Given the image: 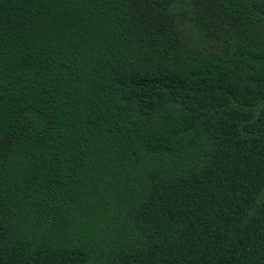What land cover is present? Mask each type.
Wrapping results in <instances>:
<instances>
[{
  "label": "trees",
  "instance_id": "16d2710c",
  "mask_svg": "<svg viewBox=\"0 0 264 264\" xmlns=\"http://www.w3.org/2000/svg\"><path fill=\"white\" fill-rule=\"evenodd\" d=\"M0 264H264V0H0Z\"/></svg>",
  "mask_w": 264,
  "mask_h": 264
}]
</instances>
